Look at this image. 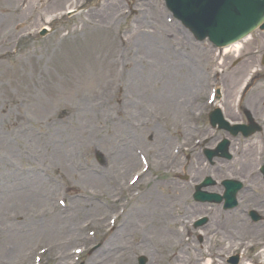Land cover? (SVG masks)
Returning a JSON list of instances; mask_svg holds the SVG:
<instances>
[{"label":"rangeland","instance_id":"374dc122","mask_svg":"<svg viewBox=\"0 0 264 264\" xmlns=\"http://www.w3.org/2000/svg\"><path fill=\"white\" fill-rule=\"evenodd\" d=\"M1 1L0 7L2 6ZM110 1L112 0H40L39 3L44 4L39 11L40 15L37 16V12H34V20L32 22L24 20V24L18 28H15L12 15H0L2 24L0 28V55L2 56L0 59V105L6 104L11 109H15L17 105L26 106V109L20 110L26 116L23 128L9 124L5 113L0 114V264H32L35 249L51 241H62V249H65L67 253H70L71 248L73 252L82 244L79 240V232L74 238L66 237V231L61 230L60 224H56L57 221L65 222L64 211L66 210L59 206L58 199H64L71 204L82 199V197L77 198V193L87 194L90 190L78 183L70 174L76 172L70 163V158L79 151L80 146H88L86 161H91L103 169L112 166L114 177L121 185L126 186L131 175L142 168L139 158L133 152L135 138H132L130 134L126 136L127 133L123 136L117 134L116 126L118 125H112L106 120V115L116 104L115 101L110 102L109 98L104 95L101 99L108 104L103 106L98 102L100 98L98 93L109 86L111 78L114 80L121 78L125 81L124 94L128 117L136 125L133 128L135 129L134 136L137 138L140 134V124L147 122L150 125H157L147 137L149 143L143 140V145L149 149V144L153 142L151 146L157 151L156 147L160 143V154L164 145L166 146L172 128L180 124L179 117L174 111L177 107L182 110V107L192 100L194 102L192 110L210 108L204 102L207 88H203V83L205 78L209 77V73L212 74L214 68L222 70L218 77H212L220 81L222 87L224 86L219 104L222 105L223 110H234L232 104L231 107L227 102L232 103V100L236 98L242 77L255 63L254 61L253 64H248V60L257 59L258 54L254 52L256 45L261 43L262 48L264 47L263 38L258 34H253L252 38L243 43L239 51L228 53L224 57L223 64L218 65L213 60L214 51L206 43L195 42L175 20L166 24L165 19L169 17V14L160 0L147 2L113 0L118 3V6L110 10L105 23L100 24H106L109 13L119 10L123 14L116 22L113 31L127 34L125 29L134 27L133 33L128 36L130 49L127 53V72L124 73V70H119V68H125L121 64L122 61L115 62V68L114 64L112 65L116 59L114 48L117 46L113 32L94 30L85 23L86 19L99 23L97 21L99 19L92 16L96 15L99 10L91 6ZM10 2L12 4L14 1ZM81 2L80 12L52 21L48 24L51 32L42 38L38 37L37 30L42 25H47L40 16L44 18L54 16L73 6L77 10ZM27 28L34 35L16 37L18 32ZM143 28L149 32L154 29L168 31L170 34L167 39H164L166 41L165 51L171 60L177 59L181 63V69L178 70L176 78L174 71L166 69L163 70L162 76L156 78V80L173 78L178 81V85L174 83L170 85L169 98L164 100V106L151 102L150 95L142 96V91L149 93L148 87L151 80L141 78L140 75L143 73V68L146 70L147 66L153 65L155 58L154 54L149 51V44L154 47V40L148 33L142 31ZM178 30L181 35L178 34ZM142 33L148 36H142ZM263 51L264 49L259 52ZM118 52L119 48H115L117 57ZM160 54L159 47L156 54L159 60ZM195 64L198 65V78L188 84L183 75L193 74ZM113 69L114 74H112ZM233 78L235 85L231 86L230 79L233 80ZM236 80H238L237 83ZM186 84L190 88L182 90L181 87H185ZM134 85H138L137 93ZM254 85V88L244 98L243 106L248 110H258L259 113L254 117L262 122L264 121V68L263 75ZM155 92L162 93L158 89ZM136 99H141L144 103L139 102L133 105ZM94 105L96 110L93 108ZM136 105L140 107L134 108ZM99 106L103 109L100 110ZM225 106H228L227 109ZM69 107H72L73 111L81 112L74 123L72 119L64 124L65 126L56 122L50 125L49 131L46 132L48 119L52 118L54 121L55 118L61 122L60 118L63 115L57 119V112ZM79 121H81L80 127ZM82 121L85 123L83 131ZM119 128L125 127L119 124ZM105 141L111 142L112 145ZM125 143L134 160L129 168H120L114 164L116 152L114 146H122ZM257 148V144H252L254 156ZM58 152L62 156L59 162ZM147 152L151 159L149 171L140 178L138 186H135L136 189L146 192L134 202L135 204L129 210L128 218L139 210L137 207L145 206L149 201H153L159 207V203L164 204V208L169 209L170 214L166 215L168 221L172 216L177 219V215L182 217L180 220L184 221L200 212L199 210L192 211L189 206L187 208L182 206V199L185 198L183 194L180 198L177 197L180 199V204L176 206L177 210L173 209L170 199L173 197L171 193L176 185L174 183L168 185L159 181L167 176L162 168L163 164L157 161L159 160L156 158L158 155ZM160 156L161 160L162 157L164 159L163 154ZM62 159L69 160V172L62 166ZM225 166L228 174H236L240 171L233 163ZM166 195H169V198H166ZM134 209L137 210L134 211ZM100 213L101 211L98 214ZM87 217L82 216L75 221L81 224ZM128 218L127 216L124 218L123 227V219L121 222L118 221V228L110 234L116 233L120 227L124 229V233L129 229L135 233L134 239L139 241L140 238L145 237L147 249L141 250L131 246L123 257V264H137L138 255L145 256L147 264H158V262L160 264H185V254L191 253L192 245L189 240H185L182 246H173L176 240L175 234L166 230V233L158 235L157 226L149 231L147 224L139 229V222L135 220L129 222ZM240 219L241 217L237 214L230 224L226 223V230L230 234L233 226ZM177 226L175 222L174 227ZM167 227L168 224L165 229L171 228ZM211 227L214 228L210 225ZM236 237L238 235L234 236ZM98 239L92 240L78 257L75 254L74 260L70 258L68 264H87L88 259L95 255L96 250L102 244L98 242ZM232 239L226 235L221 237V241L218 239L216 241L221 245L231 242ZM17 244L19 247L16 246ZM22 245L24 246L21 248ZM18 248L19 252H17ZM2 249L4 254H1ZM180 249H183L181 257L176 254ZM157 251H162L163 256L160 261L154 258ZM171 252H175V258L170 256ZM198 253L200 252H196L195 255ZM224 254H222L223 257H225ZM100 255L98 254L97 257ZM170 257L174 258L171 263H169ZM255 261L256 264H261V259L256 258ZM42 264H50V262Z\"/></svg>","mask_w":264,"mask_h":264},{"label":"bare ground","instance_id":"6f19581e","mask_svg":"<svg viewBox=\"0 0 264 264\" xmlns=\"http://www.w3.org/2000/svg\"><path fill=\"white\" fill-rule=\"evenodd\" d=\"M10 1L11 0L1 1L2 6L0 7V15H4V14L12 15L13 19L15 20V28L22 26L24 24V20L25 21L29 20L30 22H32L34 20V12L38 13L44 5V4H39L40 1L38 0H28L26 2L22 0H13L14 2L12 4ZM116 6H118V3L116 1L112 0L109 3L104 2L103 4H101L99 12L96 15H92L95 19H99L97 20L99 23H95V22H92L86 19L87 24L94 30H101V31H106V32L112 30L118 18V10L112 12L111 14L109 13L106 24H100V23H105V18L107 17L108 12L110 10L115 9ZM70 11L71 10L69 8L68 12ZM1 26L2 24L0 23V28ZM136 27L138 28V26ZM132 31L130 32V34L133 33ZM142 31L145 33H148L149 36H151L152 39L154 40L153 41L154 47H152L149 44V51H151L155 56L153 65L147 66L146 70L145 68H143V73H141L140 75L141 78L151 80V83L148 87L149 93H145L144 91H142V96L147 97L150 95L151 102L157 104L158 106H164V100L169 98L170 85L172 83L178 85V81H176V79L174 80L173 78H168L165 80L163 79L156 80V78L164 74V71H163L164 69L174 71L175 78H176L178 75L177 73L178 70L181 69V63L178 62L177 59L171 60L169 54L167 53V51H165L164 45L166 41L164 39L168 38L167 36H169L170 34L168 31L165 32V30L163 29H154L149 32L145 28H143ZM145 33H142L141 35L148 36ZM121 42H122V39H121ZM159 47L161 50L160 60L156 56ZM239 47L240 45H236L233 48V50L237 51ZM129 49H130V43L127 46V48L119 49L118 58L114 62H112V65L114 64V68L116 66L115 62L124 61L126 63V66L128 65L127 53ZM114 55H115V48H114ZM197 66H198L197 64L194 65L193 74L187 75L185 73L183 75L188 84H190L192 81H196V79L198 78ZM112 74H114V69L112 71ZM110 80L111 81H110L109 86L106 87L105 89H102L98 93L100 97L98 102H100V104L103 106L108 104V102H105L101 99V97L104 95H106L109 98L110 102H112L111 95H112V89L113 87H115V84H114V81H112V78ZM142 81L145 82V80H142ZM188 84H186L185 87H181V89L182 90H184L185 88L189 89L190 87ZM230 84L232 86L234 84V80H230ZM124 88H125V81L118 80L116 87H115V92L117 96L114 98V99L117 98L116 99L117 103L113 105L112 110H110L109 113L106 115V120L110 124L118 125L116 126L117 127L116 132L117 134L121 136L125 135L126 133L128 134L133 128H135V122L131 121L128 117L129 115H128V111H127L128 109L126 105V96L123 92ZM134 88H135L134 89L135 92L137 93L138 85H134ZM157 89L161 90L162 93L155 92V90ZM139 102H143V100L136 99L133 105ZM229 103L230 102H227V104ZM95 105L93 107L94 109H95ZM137 107H140V106L136 105L134 108H137ZM227 107L228 106H226V108ZM23 109H26V106L17 105L15 106V109H11L7 107L6 104L0 105V114L5 113L4 115L7 116V119H8L7 122H9V124H12L13 126L17 128H23L24 122L26 119V116H24L20 111ZM99 109L102 110L103 109L102 106H99ZM115 111L120 114L118 118L114 114ZM133 111L135 112V110ZM176 111H179L178 107L176 108ZM80 113L81 112L77 110L73 111L72 107L64 108V109H60L57 112L56 118L58 119L60 115H65L66 117H68V120L72 119L74 123V120L79 116ZM56 122L62 126H65L64 124H62L55 118H54V121L52 118H49L47 122L48 127L46 129V132L49 131L50 125L55 124ZM119 124L125 128L120 129ZM80 125H81V121H79V127ZM83 126L85 127L84 121H82V131H83ZM79 127H78V130H80ZM152 128H154V126L150 127L149 129H152ZM143 130H147V129L143 128ZM105 142L109 145H112L111 142H107V141ZM151 145L152 143L150 144V147ZM114 149L116 151L114 164L116 166H120V168L122 167L129 168L134 158L127 150V143H125L122 146L120 145L114 146ZM87 150H88V146H82V147L80 146L79 151L70 158V163L73 165L74 170L76 172H80V173L71 172L70 174L73 177V179H75L78 183H81L82 186H86L90 188V191H88L87 194H82V199H79L71 203L70 206L68 207V210L64 211L65 222L57 221L56 223V224H60L61 230L66 231L65 232L66 237H70V238H74L78 234V232L81 231L80 223L77 224L75 221L76 219L82 216H88L87 218H85V221L82 223V231H83L84 224L90 225L93 223L95 224L100 223L101 222L100 217L103 215L104 210L110 211V209L114 208L113 204H110V205H106L104 203L100 204L101 198L110 199L112 202H116V200L118 201L120 199L118 198L115 200L113 199V197L118 196L120 192L127 191V188H125V186L121 185L120 183L116 181L114 177L115 173H113L114 169H112V166L111 167L109 166L103 169V168H100L94 165L91 161L86 162L84 160ZM61 158L62 156L59 154L57 157V159H59L58 162L60 161ZM63 159L61 160L62 166L64 167L65 170L69 172L68 170L69 160L64 161ZM255 160L256 158L253 157L250 148H246L244 152L242 153L241 157L238 159L237 165L239 166L242 165V167H247L251 165ZM136 182H138V180ZM168 185H171V184H168ZM175 191L176 190H173V194L175 193ZM145 192H143V194ZM141 195H139L138 197H132L130 199V202H128V206H126V208L124 209L123 213L121 214L119 218H122L124 215L125 217L127 216L128 218V214L130 212L129 210H131L132 206L135 204L134 202H136ZM151 195H155V194L151 193ZM166 198H169V195H166ZM137 208L139 210L134 209V211L135 210L137 211L134 212L133 215L128 218V220L129 222L134 221V220L137 221V223L139 222L138 223L139 229L144 228L147 224V230L149 231L153 230V228H156L157 226L156 232L158 233V235H161L162 233H166V230L170 233L175 234L176 237H179L181 235L178 227H174V223L175 222L178 223L180 221L179 217L177 216V219H176V217L172 216L171 218H169V221L166 220V215L169 216L170 214V211L168 208H161L157 206L153 201H149L148 203H146L145 206L141 205ZM99 211H101L100 214H98ZM124 218L122 221V227L124 225ZM231 220L232 219L229 218V221ZM54 221L55 220H53V222ZM148 223H151L152 225ZM167 224H168L167 228L171 226H173L174 228L171 227L169 229H165V226ZM122 227H120L116 233L110 234L108 237H106L103 240L101 247L95 252V255L91 256L88 259L87 264H123V257L126 254V250L128 246L131 244L130 234H129L131 231L128 229L126 233H124V229ZM236 228L240 230L243 229V227L240 224H236ZM260 230H261L260 228L257 229V231H260ZM236 233L237 232H233V236H235ZM136 244H137V247L140 248L141 250L147 249V246L145 243V237L140 238L139 242H137ZM231 244H229L228 246L224 245L223 247H219L217 251L215 252L216 254L207 253L211 255L213 259L211 258L201 259L199 257H195L193 259V263L201 262V264H218L217 263V253H220V252L222 253L227 248L228 250H231V248H234V247L235 248H238V247L248 248L251 245H256V246L262 245L263 248L260 251V254L262 255V260L260 261V263L264 264V234L255 236L254 238H244L241 235V236H238L237 239H234ZM60 245H61L60 240L52 241L51 244L49 245L48 252L52 255V258L54 260L59 259V262L54 261L53 264H66L69 260V255L65 252V250H61ZM16 246H18V244ZM23 246L24 245L20 247L22 248ZM173 246H175V243H173ZM17 252H19V248ZM57 253H59V255ZM1 254H4L3 249H2ZM98 254H101V255L97 257ZM176 254L179 257H181L182 256L181 250L176 252ZM176 254L172 253V256Z\"/></svg>","mask_w":264,"mask_h":264},{"label":"water","instance_id":"95a60500","mask_svg":"<svg viewBox=\"0 0 264 264\" xmlns=\"http://www.w3.org/2000/svg\"><path fill=\"white\" fill-rule=\"evenodd\" d=\"M222 6L224 16L217 14L215 27L225 28V30L233 31L230 28H236L238 26L246 27L248 24H242L244 21L253 17H262L264 19V5L250 7L251 0H218ZM241 27V28H242ZM237 30V29H236ZM213 35L218 34L216 29L210 31ZM230 33V32H229ZM228 33V34H229ZM241 32H237L236 35H240Z\"/></svg>","mask_w":264,"mask_h":264},{"label":"flooded vegetation","instance_id":"af4514ba","mask_svg":"<svg viewBox=\"0 0 264 264\" xmlns=\"http://www.w3.org/2000/svg\"><path fill=\"white\" fill-rule=\"evenodd\" d=\"M252 201H254V200H252Z\"/></svg>","mask_w":264,"mask_h":264}]
</instances>
